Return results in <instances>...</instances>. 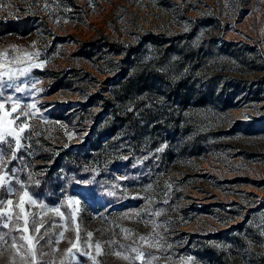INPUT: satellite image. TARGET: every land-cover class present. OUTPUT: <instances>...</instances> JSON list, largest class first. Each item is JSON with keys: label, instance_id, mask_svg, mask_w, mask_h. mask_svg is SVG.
Masks as SVG:
<instances>
[{"label": "rangeland", "instance_id": "1", "mask_svg": "<svg viewBox=\"0 0 264 264\" xmlns=\"http://www.w3.org/2000/svg\"><path fill=\"white\" fill-rule=\"evenodd\" d=\"M158 33L171 37L170 44L156 45L152 35ZM0 54H6L0 62L8 67L46 62L14 81L24 92L7 87V77L0 86L4 97L18 99L22 107L38 102L41 109L27 121L39 135L23 141L29 147L11 164H0V175L15 169L16 190L10 196L0 187V201L13 200V221L8 229L0 228V235L17 234V226L23 227V220L15 219L22 194L18 179L38 201L25 207L46 221L40 234L48 231L52 238L51 244L45 236L36 245L37 264H142L124 260L123 255L135 253L120 245L152 252L157 257L152 264H209L205 253L226 254L235 240L251 243L256 233L264 248V79L257 80L264 75V0H0ZM14 58L23 63H9ZM187 59L200 65L190 84L217 93L215 102L196 108L203 116L189 138L196 139L199 152L181 160L177 169L161 167L139 182L130 175L133 166L157 161L162 153L157 149L167 143L160 141L142 154L131 151L129 138L107 143L109 82L135 75L127 65L137 69L149 60L163 65L159 71L175 80L184 70L170 72L172 65ZM204 72L214 76L211 81ZM33 83L43 91L32 89ZM150 98V103L166 105L161 94ZM134 119L147 128L156 121L139 112ZM2 147L7 151V145ZM107 153L112 165L103 172ZM3 159L10 160L11 154ZM69 199L81 201L75 222ZM40 204L60 207L65 219L43 215ZM6 210L5 203L0 211ZM52 219L58 227H51ZM147 221L159 227L154 231ZM236 223L241 226L233 229ZM77 225L80 241L68 254ZM122 229L132 230L131 235ZM234 233L236 239H226ZM26 235H36L31 222ZM140 236L162 237L161 247L149 248ZM244 250L240 258L229 254L222 264L247 263ZM117 251L122 255L116 256ZM254 260L264 264V251ZM27 261L31 264L30 257ZM0 264H22L10 239L7 245L0 241Z\"/></svg>", "mask_w": 264, "mask_h": 264}, {"label": "trees", "instance_id": "2", "mask_svg": "<svg viewBox=\"0 0 264 264\" xmlns=\"http://www.w3.org/2000/svg\"><path fill=\"white\" fill-rule=\"evenodd\" d=\"M152 37L155 39L153 42L159 46L166 43L169 45L171 41V37L163 33L152 35ZM120 52L116 51L115 54ZM124 58L125 55L121 56L120 60L123 61ZM131 66L133 69L135 68V75L123 80L116 77L109 82L111 96L106 101H110L112 117L105 129L109 132L107 143L111 144L113 140L124 142L129 138L131 143L128 144L132 148L131 151L140 152V154L144 151H152L153 146L160 141L167 143L157 161H149L151 166L148 160L147 165L138 164L133 166V174L130 173V175H137L136 178L139 182H142V176H147L149 180V174L153 170L171 166L177 169L181 160L199 152V144L196 139L189 138L191 129L197 125V121L202 120L203 116L196 108L215 102L216 98L214 97L217 93L213 89L205 92L201 88L190 84V78L200 69L199 62H194L192 59L178 60L172 65L170 72L174 71L175 74H179L181 68L184 70L182 75H178V79L175 80L169 79L165 73L159 71V68H162L163 65L154 63L153 60H149L137 69L134 63L127 65L130 68ZM263 67L260 65V68ZM204 75V78L209 81L214 77L207 72H204ZM259 77L257 78L259 81L264 79V75ZM208 86V88H211L210 85ZM151 93L161 94L166 100V105H161L157 101L150 103ZM136 112H139L145 119L155 117L156 121L150 128H147L148 125H143L134 119ZM140 136L145 138L142 142L139 139ZM110 157L111 155L107 153L103 172L109 170L112 165ZM125 162L130 164L129 159ZM240 226V223H236L232 228L238 229ZM237 237V234L234 233L228 235L226 239H236ZM251 241L253 242L249 243L245 239L235 240V245L233 244L226 254L217 251L216 253H205L204 256L207 257L209 264H222L225 263L229 254L239 255L240 258L239 250L245 249L244 254L247 256V263L241 261L240 264H256L254 256L260 250L264 251L261 245L263 238L256 233ZM250 246H253V248L249 249Z\"/></svg>", "mask_w": 264, "mask_h": 264}, {"label": "snow or ice", "instance_id": "3", "mask_svg": "<svg viewBox=\"0 0 264 264\" xmlns=\"http://www.w3.org/2000/svg\"><path fill=\"white\" fill-rule=\"evenodd\" d=\"M6 54H0V56H4ZM36 56H39V53L35 54ZM9 63L11 64H22L23 60L20 58H14ZM44 63L46 62H40V63H30L24 67H8L4 62H0V69H4L3 71H0V86L4 83V78L7 77V80L10 81V83L7 84V87L13 88L15 92H24L25 87H21L19 85H15L14 81L18 79L19 77L28 76L33 68H42L44 66ZM36 83H39L37 81ZM36 83H33L31 85V88L34 89L36 92H42V89L36 88ZM10 104V108L8 105ZM41 112V109L38 107V102H33L30 104L21 106V102L18 99H14L12 96L4 97V93L2 90H0V164H11L12 161L16 160L18 158L17 153H19L22 149L29 147V145L23 143V141H26L32 134L39 135V133L35 132V128L31 127L30 124L27 122L32 117H37V114ZM42 118V117H41ZM71 136V134H69ZM11 138V141L8 139ZM3 145H7V151L2 147ZM164 147L162 146L157 149L158 152L164 151ZM8 153L11 154L10 160H4L3 157L7 155ZM125 159H127L125 157ZM15 179V169H13L11 172L5 170L3 175H0V187L7 190L9 195H15L16 190L12 187V182ZM29 179H31V176H29ZM17 184H19V189L22 194L19 195V202L16 205V207L19 209L18 213L15 215V219L17 222H19L21 219L23 220V227L20 228L17 226L16 232L17 234H13L11 231L8 233H5L4 235H0V241H4L5 245L8 244L9 239L11 241V249L15 250V255L20 257V260L22 264H28L27 258H31V264H37V250L36 245L39 244L40 240H44L45 236H48V240L46 241L47 244L52 243V238L49 235L48 231H45L43 234H40V230L42 227H44L46 221L42 218L38 219L37 217L40 215L39 213H32L31 211L27 210L25 205L29 206H36L38 205L37 199L33 198L32 195H30L29 191L26 189V186L24 183L20 182L18 179L15 180ZM36 183H39V181H36ZM170 188L171 185H168ZM112 195V193H109ZM7 205L6 211H0V228L8 229L9 228V222L13 221V215H12V205L13 200L11 198L7 199L6 201H0V209L4 208V205ZM167 203V201H165ZM80 200L76 199H69L67 201V208H71V214L70 219L75 222L76 220V214L80 210ZM75 205V207H73ZM39 207L43 209V215H47L48 213L54 214V217H59L61 220L65 219V212L61 210L60 207L56 206H45L43 204H40ZM138 216L139 213H136ZM155 216H159V212L154 213ZM31 217V221H30ZM124 218H128V214H125ZM32 224V231L36 235H26L29 233V223ZM146 223H152L154 227V231L156 228L159 227V225L156 224L155 221H147ZM37 224H39V227H37ZM59 225L56 223L55 219L51 220V227L55 228ZM125 233H128L131 235L130 229H122ZM88 241L91 240L92 233L88 232L87 234ZM158 235V234H157ZM60 239L64 238V232L61 231L59 233ZM140 241H142L144 244H147L149 248H158L161 247V240L155 239L152 237H139ZM80 241L79 236V226L77 225L76 228V242H71V246L67 249V253L71 254L73 252V249H77L78 243ZM59 241H57L58 243ZM115 241H111V244H115ZM89 247H92L93 245L91 243H88ZM170 247V245H169ZM43 246H41V251L39 255L42 257L46 255L45 252L42 250ZM95 253L97 256L102 254V248L101 244L97 242L94 245ZM120 248L124 251H130L132 253H135V257H129L128 255H123L124 260H139L142 262V264H152V261L154 259H157V257L152 252H146L141 250L140 247L133 246V245H120ZM23 250V254L22 253ZM116 256H121L122 253L120 251L115 252ZM192 258L189 257V260ZM42 264H51V262L44 261ZM95 264V260H94Z\"/></svg>", "mask_w": 264, "mask_h": 264}]
</instances>
